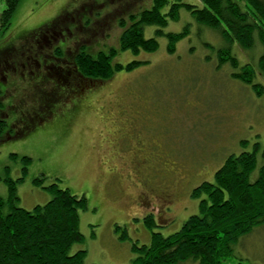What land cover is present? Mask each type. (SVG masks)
Wrapping results in <instances>:
<instances>
[{"label": "rangeland", "instance_id": "1", "mask_svg": "<svg viewBox=\"0 0 264 264\" xmlns=\"http://www.w3.org/2000/svg\"><path fill=\"white\" fill-rule=\"evenodd\" d=\"M153 2L22 0L10 26L4 29L0 25V44L12 34L16 37L43 26L60 13L59 22L69 18L68 23L78 29L75 39L68 38L67 43L71 44L65 60L59 63L48 60L47 65L56 64L51 69L42 65L40 71L45 72L42 81L32 82L27 71L22 70L27 76L25 79L21 67L17 74L13 73L12 83L17 88L9 91L14 94L12 106L27 115L38 111L40 120L46 114L45 107L43 110L40 106L43 95L59 94L58 101L68 103L60 101L63 104L60 107H68V99L78 100L77 96L71 97L73 93L84 94L73 114L65 106L60 108L66 118H58L56 125L46 129L39 125L37 132L33 134L34 130H30L22 141L0 143V177L16 181L22 177L20 158L32 160L28 175L17 191L18 206L28 211L51 201L53 195L47 188L55 183L61 189L87 198L88 210L80 211L84 240L73 248V252H86L84 264H132L138 256L132 251L133 245L149 244L153 232L170 236L189 217L199 213V200L192 198L194 189L203 182H212L228 156L243 152V141H248L245 151H252L256 143L264 149V95L258 97L250 86L233 78L234 70L229 64L219 66L217 50L223 44L220 37L199 25L187 12L182 10L180 20L170 22L164 29L165 33L190 29V34L177 43L175 54H169L166 37L158 39L156 53L135 57L120 51L121 23L129 26L132 17L151 9ZM185 2L200 5L198 0ZM5 8V2L0 0V18ZM88 19L91 23L86 25ZM155 31L156 28L147 27L145 36L150 38ZM17 40L14 54L20 62L29 48L49 53L44 41L37 44L33 34L27 41L24 35ZM82 45L93 48L92 53L90 48L85 49L90 54L117 50L114 64L127 65L133 61L145 64L130 72H118L105 82L79 79L84 88L81 90L74 82L78 78L73 59L76 49ZM237 52L242 64L255 66L263 49L258 47L253 53L238 49ZM259 78L256 82L264 84L262 77ZM22 122L34 128L28 118L22 117ZM123 122L135 123L137 131L151 142L148 147L134 149V152H147L152 164L148 163L149 170L134 172L133 178L130 161L134 158V167H137L139 158L116 154L115 139ZM12 154L19 158L12 159ZM115 172L120 174L121 182ZM42 179V186H36L35 181ZM164 185L175 192L171 208L156 196L151 201L145 192ZM0 196H7V187L2 181ZM150 215L158 225L153 230L144 221ZM233 261L264 264V226L256 227L240 239Z\"/></svg>", "mask_w": 264, "mask_h": 264}, {"label": "trees", "instance_id": "2", "mask_svg": "<svg viewBox=\"0 0 264 264\" xmlns=\"http://www.w3.org/2000/svg\"><path fill=\"white\" fill-rule=\"evenodd\" d=\"M3 1L6 8L0 25L7 29L22 0ZM198 1L200 5L185 0H154L152 8L132 17L129 26L121 23L120 51L135 57L156 53L158 39L166 37L169 54H175L177 43L190 34V29L186 27L180 33H165L164 29L170 22H178L184 10L220 37L223 44L217 50L219 66L229 64L233 78L262 97L264 84L256 80H264V0ZM147 27L156 28L154 36H145ZM258 47L263 52L256 65L242 64L237 50L253 53ZM118 53L115 49L108 53L83 52L76 57L77 71L85 78L105 82L118 72H130L145 64H114ZM242 147L240 154L228 156L212 182H203L194 189L192 198L199 200V213L170 236L153 232L149 244L133 245L132 251L138 256L132 264H242L233 261L235 246L256 227L264 226V149L256 143L252 151H245L248 141H243ZM18 158L12 155V159ZM20 159L21 178L15 181L0 177L7 187V196H0V264H84L86 252H73V248L84 240L80 211L88 210L87 198L55 183L47 188L53 195L47 204L32 211L19 207L18 185L25 181L32 162L29 157ZM42 183L43 179L35 181L36 186ZM144 221L151 230L158 227L152 215Z\"/></svg>", "mask_w": 264, "mask_h": 264}, {"label": "flooded vegetation", "instance_id": "3", "mask_svg": "<svg viewBox=\"0 0 264 264\" xmlns=\"http://www.w3.org/2000/svg\"><path fill=\"white\" fill-rule=\"evenodd\" d=\"M61 19V13L58 15V17L54 18L50 22H47L43 26L41 25L37 29L29 30L26 32H22L20 34H17L16 37H14V34L7 38L5 42L0 44V143H5L8 141H22L28 136V132L31 130L33 131V134L37 132L38 126L42 125V128H47L49 125L53 126L56 125L57 121L59 120L58 118H66L65 114L63 111L60 110V108H67L68 110H71V113H74V110L78 107V105L81 102V96H83L84 92L78 93L77 91L72 94V98L75 99L77 96L78 100L75 99V101L72 100H67V102H70L68 107L65 106L68 103H66V100L61 101L63 104L65 103V107H60L63 104H59L60 101H58L59 97L57 95H48L47 94L42 96L40 106L42 105L41 109L45 107V113L44 118L40 120V115L38 114V111H33L32 114L27 115L24 111L18 110L15 107L12 106L11 102L13 101L12 99L14 98L13 93H9L10 90H13L12 88H17L15 83H12V75L13 73L17 74L19 71L18 67H21L22 69L20 70L22 77L27 79V76H25L22 73V70H26L28 75H30L29 79L32 80V82H38L42 81V78L45 77L44 71H40L42 65L44 68H49L51 69L52 66H56V62H62L65 60V56L68 53L69 47L71 43H67L68 38H72L75 34V32L78 30L76 25H71L69 24V18H67L65 21L64 19L59 22ZM91 19V18H90ZM86 25H89L91 21L88 19V21H85ZM73 26V27H72ZM33 34L35 42L37 44H40L41 41H44L45 45H47V48L49 50V53L45 52H39V50L33 51L31 48L27 49L28 54H26L25 59L19 61L18 58H15L14 50L16 47V43L19 42L17 40L19 37L24 35V41H27L29 37ZM37 35H41V39H37ZM23 38V37H22ZM75 39V37H73ZM43 48V47H41ZM86 48H90V53H92L93 48L89 46H80L76 49V56L73 59V65L75 66L76 73L75 75L76 78L74 79L76 82V86L81 88L83 90V86L80 83L81 81H85V77L79 74L76 68V57L83 53L86 52ZM100 52V51H99ZM98 52V53H99ZM88 53V52H86ZM89 53V54H90ZM32 54V55H31ZM97 54V53H96ZM53 60L55 63L51 62V65H47L48 60ZM42 60V62H40ZM36 69V70H35ZM37 76V77H36ZM37 78V79H36ZM73 78V77H72ZM22 79V78H21ZM80 79V80H79ZM78 83V85H77ZM12 84V85H11ZM66 85V84H65ZM68 85V84H67ZM69 85L71 86L72 83L69 82ZM81 86V87H80ZM59 102V103H58ZM54 109V111H51V109ZM61 111V112H60ZM58 115H60L58 117ZM22 117L23 118H28L33 122V129H30L27 126H24L25 124L22 122ZM72 117H74L72 115ZM56 118V120H55ZM123 120V119H122ZM60 122V121H59ZM146 139V140H145ZM117 141L116 143V154L119 157H126L130 158L136 155V157L139 158V165L137 167H134V158L131 159V165H130V170L133 172L134 177V172L136 174H139L142 171H145L146 168H149V164H152L149 158V154L147 152H142L137 150L134 152V149H141L143 147H148L151 142L149 138L144 135L143 133H140L137 131V128L135 126V123L128 124L123 122V126H119V131L117 138L115 139ZM129 146V148L126 150V147ZM135 147V148H134ZM12 155H17V154H12ZM11 155V156H12ZM18 156V155H17ZM133 163V164H132ZM148 165V166H147ZM145 166V167H144ZM151 166V170H152ZM151 175V171L149 173ZM115 176H118V180L120 181V174L118 172H115ZM116 178V177H114ZM131 178V176H130ZM183 180V178L181 179ZM180 180V181H181ZM121 182V181H120ZM132 184L134 182L132 179L130 180ZM147 194V198L151 199H156L158 197L166 207H170V205L174 202V196L175 192L169 189L167 186L164 185V187L159 186L154 190L151 191H145ZM156 196V197H154ZM140 198H144V195ZM162 207V206H161ZM171 208V207H170Z\"/></svg>", "mask_w": 264, "mask_h": 264}]
</instances>
